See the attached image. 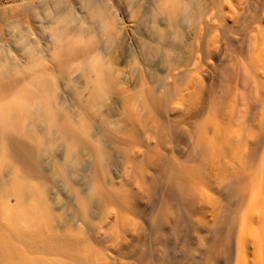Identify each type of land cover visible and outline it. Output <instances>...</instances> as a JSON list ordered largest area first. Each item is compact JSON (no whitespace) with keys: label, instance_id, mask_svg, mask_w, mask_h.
<instances>
[{"label":"bare ground","instance_id":"bare-ground-1","mask_svg":"<svg viewBox=\"0 0 264 264\" xmlns=\"http://www.w3.org/2000/svg\"><path fill=\"white\" fill-rule=\"evenodd\" d=\"M24 2L0 19V264H264V0ZM256 121L246 171L203 189L198 160L238 156L206 141Z\"/></svg>","mask_w":264,"mask_h":264},{"label":"rangeland","instance_id":"rangeland-1","mask_svg":"<svg viewBox=\"0 0 264 264\" xmlns=\"http://www.w3.org/2000/svg\"><path fill=\"white\" fill-rule=\"evenodd\" d=\"M26 2V1H25ZM24 2V0H0V19L2 18L3 15L5 14H9L11 12H23L25 7H26V3ZM139 4H142V2L137 1ZM256 126H250V127H245L243 129V131H239L237 129H228L225 132V136L226 138L224 139L223 137H221L223 140L226 141H221L222 139H219L215 142V140H208V142L206 141V145H210L209 147L207 146V149H209V152L211 150V146H215L214 148H212L211 152L215 149H218L222 142H234L233 144H235L236 149L238 151H235L238 156L234 157V156H230L232 154V152H228L227 154H229L228 156L225 157H218V156H209V160L208 159H202V160H198L195 164L197 165V169L200 172V174H203L202 178L204 179V181H206L208 183V185H204L202 186L203 189L207 190L209 188H211L214 184L213 182H209L206 180V176L208 174H210L212 177L214 176L215 178H218L219 180H223L224 178L227 180H231V179H236L238 180V176L240 174H242L244 172V170L246 171V164L247 161L245 162V157L242 156L241 151H239V149L242 147V142H244V140L241 138L240 140H237L238 138H236V135H239V133H241L243 136L247 135L248 132L250 131H257L260 128L258 126V121H256ZM264 130V128H263ZM241 135V137H242ZM237 142H241V144L239 145ZM218 154V152H217ZM244 158V159H243ZM259 158L262 159L261 163H264V153L262 155L259 156ZM248 160V159H247ZM254 162V166L251 169H248L249 171L252 172L251 176L252 177H256L255 180H252L250 182V185L248 184L249 187H253V188H264V164H258L256 163L255 165V161H249V163ZM201 165V167H200ZM203 165V166H202ZM260 175L259 177L257 175ZM243 186H245V182L243 181ZM244 251L247 253H250L247 257L246 260H251L252 259V248L249 247L247 250L244 249V247L241 245L240 248V261L244 262Z\"/></svg>","mask_w":264,"mask_h":264}]
</instances>
